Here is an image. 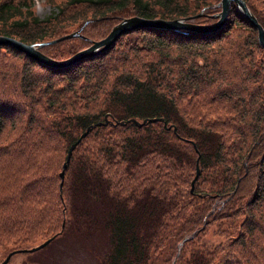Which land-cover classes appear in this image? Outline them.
Instances as JSON below:
<instances>
[{
  "label": "trees",
  "instance_id": "obj_1",
  "mask_svg": "<svg viewBox=\"0 0 264 264\" xmlns=\"http://www.w3.org/2000/svg\"><path fill=\"white\" fill-rule=\"evenodd\" d=\"M218 1L58 0L51 3L56 11L40 19L33 0H0V35L39 44L75 24L80 34L104 24L88 39L39 48L62 59L125 16L171 20L200 13L194 21L210 23ZM243 1L264 30V0ZM75 39L80 44L64 46ZM256 55H264L257 30L233 3L215 31L138 28L66 67L0 45V249L29 246L61 228L51 242L72 228L106 239L102 264H259L264 57ZM104 115L108 123L98 124ZM148 117L171 127L111 123ZM90 125L60 190L46 155L65 153ZM7 128L15 132L10 136Z\"/></svg>",
  "mask_w": 264,
  "mask_h": 264
},
{
  "label": "water",
  "instance_id": "obj_2",
  "mask_svg": "<svg viewBox=\"0 0 264 264\" xmlns=\"http://www.w3.org/2000/svg\"><path fill=\"white\" fill-rule=\"evenodd\" d=\"M233 3L237 10L256 28L257 30V40L260 46L264 47V30L262 26L257 22L255 16L252 14V12L249 10L248 6L243 0H220L216 4V8H219L217 12L212 14L211 16L215 18L216 20L212 23H198L195 22L194 19L198 16H200V13L196 14L194 17H187V18H176L171 20L161 19V18H145L137 15L128 16L125 18H122L119 22L114 24L109 32L102 38L98 40H92L90 44L87 47H84L76 52H74L72 55H70L67 58L64 59H54L51 58L45 54H43L39 48L47 43H54L60 40L74 38L76 36L82 37L78 31L71 32L69 34H65L55 40H52L50 42L45 43H39V44H31V43H25L20 40H17L13 37L6 36V35H0V45L2 44H8L15 48L16 50L23 52L25 55L30 57L33 60L39 61L42 64H45L47 66L52 67H66L70 66L73 63L86 59L89 57H92L107 48H109L116 39L123 33L133 31L138 28H159V29H165V30H184V31H195V32H212L220 27H222L226 21L230 5ZM153 121H161L163 122V126L166 129H169L171 126H167L164 119L162 117H148L143 118L141 121L135 119V118H129L127 120H120L116 122H112V124H120L124 125L127 122H132L136 126H141L145 124L146 122H153ZM108 123L107 115H104V120L102 122H98V124H106ZM92 125L87 126L83 132L79 134V136L76 138L74 142L70 144V146L67 149L65 161L62 164V169L59 173L60 177V183H59V189L61 190L63 178H64V171L69 163L72 151L76 144L84 138L92 129ZM172 130L175 131V127H172ZM192 145L195 148L194 143L191 141ZM199 173V168L196 163L195 165V175L193 179L191 180V190L193 188L195 179L197 178ZM193 236V233L189 236L184 237L179 243H178V250L180 246L182 245L183 241H185L188 238H191ZM51 238L45 240L41 244L31 247V248H25V249H16L13 251H10L4 259L0 262V264H7L10 257L13 254L21 253V252H33L40 248H43L50 242Z\"/></svg>",
  "mask_w": 264,
  "mask_h": 264
},
{
  "label": "rangeland",
  "instance_id": "obj_3",
  "mask_svg": "<svg viewBox=\"0 0 264 264\" xmlns=\"http://www.w3.org/2000/svg\"><path fill=\"white\" fill-rule=\"evenodd\" d=\"M52 1L54 3L58 0H52ZM52 1L51 0H33V7L32 8H33V10H34V12L38 18L44 19V18L52 15L53 12L56 11V8H54V6L51 5ZM218 10H219V8H218ZM125 17H127V16H125ZM195 22H197V21H195ZM210 23H212V22H210ZM103 25H104L103 23H99V24L95 25L89 31L83 32L81 34L82 37H85L86 39H88L89 38L88 32H95ZM78 26H79V24H75L74 26L67 29L66 32L63 33V35L77 31ZM111 27H110V29H111ZM90 39H91L90 40V42H91L92 40H98L100 38H90ZM75 40L76 41L66 42L64 44V46L72 45L73 43L74 44H80L78 39H75ZM90 42H86L85 45H83V47H81L80 49L87 47L90 44ZM80 49H78V50H80ZM78 50H76V51H78ZM76 51H74V52H76ZM72 54L65 55L64 58H67ZM259 56L264 57V55H256L255 57L258 58ZM64 58H62V59H64ZM197 61H198V64L202 65L203 61L201 59H197ZM223 67H225V66L223 65ZM261 75H264V71L262 72ZM14 132H15V130L10 129V128H7L5 130V133L9 134L10 136ZM66 153H67V150L65 153L64 152H58V153L57 152H51L48 155H46V160H47V164H48L47 170L49 171V173L52 176H54V179H55V176L57 174H59L61 169H62V164L65 161ZM19 161H20V159L14 160L8 166L13 167ZM59 183H60V180L59 181L55 180L56 185L58 184V186H59ZM60 229H58L54 232L48 233L47 236L36 237L32 242L29 243V246L11 249L12 245L8 244L6 249H4V250L0 249V262L4 259V257L10 251H13L16 249H25V248H31V247L37 246V245L41 244L42 242H44L45 240L49 239L53 234H55V232L56 233L60 232ZM239 246H236V248H239ZM108 253H109V245H108L105 238H102L97 234H94L92 236H85V235L82 236L78 233L75 234L73 232L72 228H69L66 231H64L63 234L56 237L54 241H51L47 246H45L43 248H40V249L33 251V252H21V253L14 254L11 257L10 261L7 262V264H102L101 260L103 261L105 259L106 254H108ZM258 260H259V264H264V257H261L259 259H255L254 263L257 262Z\"/></svg>",
  "mask_w": 264,
  "mask_h": 264
}]
</instances>
